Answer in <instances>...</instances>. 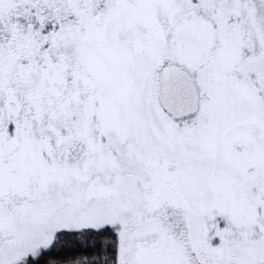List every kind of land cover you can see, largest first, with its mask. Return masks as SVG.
<instances>
[{
	"label": "snow or ice",
	"instance_id": "6c2138e0",
	"mask_svg": "<svg viewBox=\"0 0 264 264\" xmlns=\"http://www.w3.org/2000/svg\"><path fill=\"white\" fill-rule=\"evenodd\" d=\"M0 264H264V0H0Z\"/></svg>",
	"mask_w": 264,
	"mask_h": 264
}]
</instances>
